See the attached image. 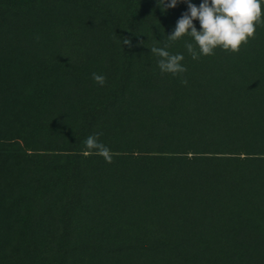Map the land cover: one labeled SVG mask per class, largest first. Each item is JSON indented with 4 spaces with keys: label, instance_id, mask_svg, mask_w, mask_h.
Returning <instances> with one entry per match:
<instances>
[{
    "label": "trees",
    "instance_id": "obj_1",
    "mask_svg": "<svg viewBox=\"0 0 264 264\" xmlns=\"http://www.w3.org/2000/svg\"><path fill=\"white\" fill-rule=\"evenodd\" d=\"M186 11L183 0L164 12L157 0H0V264H229L237 242L264 264V24L238 52L193 60L190 35L167 37ZM107 31L120 43L110 68L82 70L88 37ZM169 43L184 56L178 76L150 52ZM96 132L111 152L158 162H78L95 157L81 153ZM188 153L213 162H170ZM110 183L125 193L95 194Z\"/></svg>",
    "mask_w": 264,
    "mask_h": 264
},
{
    "label": "clouds",
    "instance_id": "obj_2",
    "mask_svg": "<svg viewBox=\"0 0 264 264\" xmlns=\"http://www.w3.org/2000/svg\"><path fill=\"white\" fill-rule=\"evenodd\" d=\"M187 4V11L182 13L176 22L174 31L168 35V41L174 43L182 39L185 34L190 35L195 44L186 42L185 48L193 60L200 59L201 56L214 55V50L219 45L224 50H231V53L239 51L242 43H247L249 38H255L257 22L261 21L260 0H201L199 7L191 3L190 0H183ZM161 11L177 6L178 0H157ZM199 20L200 30L197 31L193 21ZM124 45L130 46L128 38H121ZM165 44L164 47L152 46L150 52L158 57V67L162 74L169 73L178 76L187 71L182 64L183 54H171ZM198 49V50H197ZM92 79L98 85L103 86L106 77L95 72ZM182 84H187L186 79H181ZM103 133L96 132L89 135L85 141V151L83 155L102 156L106 163H112L111 150L103 144L99 137Z\"/></svg>",
    "mask_w": 264,
    "mask_h": 264
},
{
    "label": "rangeland",
    "instance_id": "obj_3",
    "mask_svg": "<svg viewBox=\"0 0 264 264\" xmlns=\"http://www.w3.org/2000/svg\"><path fill=\"white\" fill-rule=\"evenodd\" d=\"M68 12V13H67ZM63 13L70 18H74L75 19V15H72L74 13L73 9H70V13L67 10V8L64 9ZM95 33H91L90 36L88 37V47L87 50L89 51L87 53L86 58L84 59H78V61L81 60L82 64H81V68L82 70H87L88 68H91L92 66H96V67H102V66H106L109 65V60L112 59V51H114L113 49L116 48V50H118V45H120L119 40H117L116 38H114V36H111V34L109 33V31H107V34H101L102 37H96L94 35ZM109 37V38H108ZM47 44V48L46 50L51 51L52 48V43H46ZM139 51L145 50L144 46L139 47L138 49ZM137 50V51H138ZM92 54V56H91ZM147 54V52H146ZM94 55V56H93ZM28 60L23 59V61L21 62V65L23 67H25L26 69H28L26 63H28ZM105 65H104V64ZM135 64V61L133 62V65ZM52 153H60L58 155V158L55 157H50L48 158L50 161H54V162H60V165L63 166L62 164H65V162H68L67 159L65 158V156L67 155L66 152H56V151H52ZM84 153V152H83ZM83 153H81V156L83 157H87L85 155H83ZM112 153V163H106L104 158L102 156L99 155H95V157L88 159V161H85L84 158L80 159L78 162H93L95 164V166H103L104 163L107 165H115L116 163H120V162H158L157 160H151L148 158L145 159H141V160H132L129 158H124L122 156H120V154L118 152H111ZM186 157H184L185 159H180L179 161H170V162H213L210 160H205V159H199V160H195L196 157H192L191 153L185 154ZM242 156V155H241ZM128 157V156H127ZM1 162V161H0ZM169 162V161H168ZM225 162V161H223ZM25 171V168L21 171L22 173ZM151 177V173H148L147 178ZM132 185V184H131ZM130 184H127L126 186L131 187ZM104 186H101L97 189V191L95 192V194H102L104 197L108 198L112 195H117V194H123L125 193L122 189L118 188L115 184L112 185V183H110V185L108 187H106L104 190ZM91 192V190H90ZM123 195H119L117 197H121ZM237 197H235L236 199ZM234 199V200H235ZM236 202H238V200H236ZM53 211H58L55 212L56 215H60L59 210H54ZM34 236L37 237V234H34ZM235 250L237 252V255L235 256L234 259H237L238 261H240L239 263H244V262H248L249 264H252L251 261H254V263L256 262L255 258H257L258 254H260V250L257 248L255 254L253 256H250L249 254H251V250H248L245 246L244 242H237V244L235 245ZM209 261H212V264H222L226 261H228L227 258L225 257H219L216 258L215 255L209 256L208 257ZM233 259V260H234ZM116 260H119L118 258H116ZM99 258L98 257H94L93 255L87 256L82 262H79V264H98ZM238 261L235 262H231L229 264L232 263H238ZM72 264V263H71ZM225 264V263H224Z\"/></svg>",
    "mask_w": 264,
    "mask_h": 264
}]
</instances>
